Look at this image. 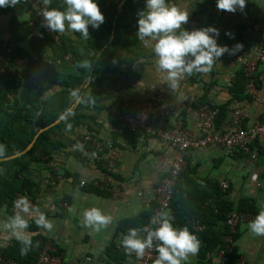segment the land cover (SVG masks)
Wrapping results in <instances>:
<instances>
[{"label": "crops", "instance_id": "0c3cea01", "mask_svg": "<svg viewBox=\"0 0 264 264\" xmlns=\"http://www.w3.org/2000/svg\"><path fill=\"white\" fill-rule=\"evenodd\" d=\"M126 2L109 0V7H116L120 14ZM142 2L134 6L137 10L135 18L132 13L123 22L132 20V26L117 43L114 53H109L112 55L109 57L111 70L94 75L92 89L85 93L78 88L72 91L77 92L74 96L70 93L75 104L68 111L70 113L83 103V107L73 116H80L82 122L54 132L50 138L59 139L62 147L50 156L31 163L24 172V177L33 183V187L20 197L27 196L54 222L53 230L48 232L35 225V216L28 217L30 227L27 232L31 238H39L41 244L49 240L55 242L56 253L63 264H137L125 252L120 241L130 228H144L151 224L150 216L157 206L156 189L169 176L170 163L176 156V150L156 136L130 130L120 117L121 109L160 97L162 104L158 127L189 131L197 136L202 135L200 110L206 105L226 109L214 121L213 129L220 133L248 129L264 119V61L259 63L255 75L257 99L247 93V79L237 62L241 51L255 47L248 40L246 19L264 26V0H246L243 12L238 10L229 16L218 14L217 0H166L168 4L190 13L189 22L183 26L186 30L211 26L220 32L217 39L219 45L232 48L238 43L243 44V49L235 55L225 54L217 61L210 73L188 75L175 90L168 87L166 74L157 70L153 48L146 47L137 38L138 12L145 10L146 6V2ZM0 10V45H4L11 39L12 19L28 28L33 14L21 2L15 7ZM94 31H98V36H92ZM100 31L101 26L99 29L89 26L88 39L102 40L104 37ZM226 33H231L232 37ZM61 35L67 39L68 46L80 53L89 42L79 33L65 32ZM112 40L113 36L109 42ZM254 40V45L264 49V27L255 33ZM18 46L34 59L37 57L30 36L20 40ZM48 56H52L51 49ZM16 63L14 71L19 74L24 75L29 70L28 58L17 59ZM4 72V68H0V74ZM90 82L91 77L87 84ZM95 90L98 92L95 93ZM59 91L61 87L54 86L46 98ZM235 112L239 114L238 124L233 123ZM86 136L93 140L86 145L87 148L91 149L93 142L101 147L102 160L108 156L109 145L117 149L110 174L97 161L83 156ZM251 146L258 153L256 161L246 153L230 157L219 146L190 150L186 155L187 166L180 176L173 198L177 200L181 195L179 199L184 200L181 201L183 204L178 202L171 205L165 215L172 221L175 211L181 216L196 212L195 218L188 220V227L192 232L202 233L193 230L192 220L205 226L203 232L207 229L218 232L225 225L220 221L215 222L214 216L208 212L209 206L215 204L219 195L234 208L242 200H250L260 211V206L264 205V140L257 139ZM103 147H107L106 150H102ZM104 179L109 181L104 188L93 186L95 180ZM83 180L87 182L86 187L80 185ZM224 182L229 184L226 190L222 188ZM115 191H118V195ZM65 202L68 203L67 207L63 205ZM93 207L112 216V223L107 228L95 231L83 226V212ZM14 213L15 210L12 215ZM214 213H218V210L214 209ZM12 215L6 210L0 212V254L11 241L17 240L3 229V223ZM255 217L245 215L236 228L238 233L233 248L238 256L237 264H264V236H256L247 228ZM141 235L146 236V233ZM213 238L217 239V236ZM210 247L208 241L202 242L199 253L190 256L183 264H227L219 255L222 246L216 249Z\"/></svg>", "mask_w": 264, "mask_h": 264}, {"label": "trees", "instance_id": "16d2710c", "mask_svg": "<svg viewBox=\"0 0 264 264\" xmlns=\"http://www.w3.org/2000/svg\"><path fill=\"white\" fill-rule=\"evenodd\" d=\"M142 1L146 2V0H127L121 13L118 14L116 7H109V0H95L105 16V22L101 25L100 31L102 33L100 35L104 38L97 41H93V38L90 40L85 39L86 42H89L81 53L68 46L67 39L60 33L58 34L61 36L62 43L54 48L50 36L44 30L41 29V35L37 39L31 30L30 23L29 27L25 28L24 24L17 22L14 18L12 19L11 39L4 45H0V53H4L7 47L14 46L13 52L7 55L6 63L2 65L5 72L0 74V145L4 146L5 149L4 156L0 158L22 152L41 129L54 123L74 106L75 100L71 99L70 93L75 88L85 93L88 89H92L91 83L94 75L111 70L109 57L112 55L109 53L111 51L114 53L117 43L123 39L125 34H128V28L132 26V20L128 23L123 22L126 20L127 15L132 13L133 18H135L134 13L137 14V10L134 6L136 4L140 5L143 3ZM48 8L63 11L66 5L63 0H55L49 4ZM29 29L32 33L29 32ZM98 31H94L95 33L92 36H98ZM25 36L32 38L35 45V51H33L37 53L35 59L18 46V42ZM112 36L113 40L109 42ZM49 49L52 50V56L46 57ZM67 55H71V62L65 60ZM24 58L29 59V70L22 75L14 69L17 59L22 60ZM85 60L90 61L91 68L81 67L82 62ZM89 77H91V82L87 84ZM25 80H27V83ZM54 86L61 87V91L54 93L50 98H46V94ZM96 90L95 93L98 92ZM83 105V103H80L58 125L41 133L28 153L12 160L0 162V212L6 210L8 214L12 215L15 210L13 202L25 194L26 191H31L33 183L24 177V172L30 167L31 163L41 160L45 156H50L53 151L62 147L63 144L59 139L52 140L50 137L58 130L72 127L74 123L79 125L82 122L81 117L73 116ZM223 111H226V109H219L218 117ZM179 198L173 200L172 205L184 201ZM215 200V204L209 206L208 212L214 216L215 222L220 221L225 224L222 230L215 232L207 229V232L195 233L189 229L201 242L208 241L211 245L210 248L214 249L223 245L224 239L229 233V227L226 223L227 216L231 211L247 216H256L259 213L250 200H242L235 208L223 201L221 195L217 196ZM181 203L183 204V202ZM214 209H217L218 213H214ZM195 215L196 212L181 216L180 213L175 211L172 219L174 227H188V220L195 218ZM146 219L148 220V218ZM237 233L234 235V239H236ZM214 236H217V239H214ZM32 240L34 247L27 255H21V244L18 240L11 241L8 248L2 251L1 254L6 259L15 260L18 264H34L39 258L42 244L39 238L32 237ZM209 252H212V249H209ZM237 260L236 249L232 248L227 264H237Z\"/></svg>", "mask_w": 264, "mask_h": 264}, {"label": "clouds", "instance_id": "9594fccd", "mask_svg": "<svg viewBox=\"0 0 264 264\" xmlns=\"http://www.w3.org/2000/svg\"><path fill=\"white\" fill-rule=\"evenodd\" d=\"M21 0H0V8L15 7ZM45 6L51 0H42ZM65 10L45 7L41 11L43 25L56 33H79L88 39L89 26L93 29L105 22L95 0H63ZM218 10L236 13L243 12L246 0H217ZM190 13L180 7L170 5L166 0H146L145 10L138 12L137 38L146 46L152 47L156 59L154 64L158 71L166 74L168 87L172 90L180 86V81L194 73H210L217 61L225 55H235L243 49V44L232 48L221 46L217 39L220 32L215 27H204L192 31L183 26L189 22ZM226 35L232 37L231 33ZM153 42L154 46H153ZM81 67L91 68L90 61H83ZM5 154L4 146L0 145V157ZM14 215L3 223L7 230L21 244V255H27L34 247L33 240L27 230L30 227L28 217L35 216L38 228L51 232L54 222L34 205L27 196L17 198L14 202ZM258 215L248 225V230L256 236H264V205ZM71 211V209H70ZM112 216L106 215L101 209L93 207L83 212V226L100 231L112 223ZM150 227L130 228L120 241L128 255L135 253L137 259L144 257L146 250H155L158 257L155 264H183L190 256L199 253L202 242L187 226L176 228L166 215L154 217ZM146 233V236L141 235ZM38 246V245H35Z\"/></svg>", "mask_w": 264, "mask_h": 264}, {"label": "built area", "instance_id": "2783aa9c", "mask_svg": "<svg viewBox=\"0 0 264 264\" xmlns=\"http://www.w3.org/2000/svg\"><path fill=\"white\" fill-rule=\"evenodd\" d=\"M55 1V0H51ZM22 4H26L33 14V19L30 23V27L34 32V36L38 39L41 35V29L50 36L53 46H56L61 42V36L47 29L43 25V16L41 11L47 7L43 4L42 0H21ZM218 14L221 16H229L227 11L218 10ZM247 33L249 35L248 40L251 42V46H255L248 51H241L237 57V62L243 68V72L247 79V93L256 98L258 97V88L256 84L255 75L257 73L259 63L264 61V49L261 46L254 45V35L258 33L264 26L257 24L256 22H250L246 19ZM14 46L11 45L6 48L4 53H0V68H3V64L6 63L7 55L13 52ZM65 60L71 62V55H67ZM59 63V60H58ZM77 92H72L74 96ZM161 104L162 99L156 97L151 101H139L134 107H124L120 110V117L122 121L129 127L130 130L137 131L140 133H146L148 135L156 136L164 141L170 143L176 150V156L170 163L169 176L159 184L156 189L157 206L152 212L150 221V228L153 230L157 225L152 224L154 217L165 215L167 211L171 209L173 198L176 194V187L179 182L180 176L187 166L186 155L190 150L204 149L209 146H219L224 149L226 155L233 157L237 153H246L251 160L256 161L258 153L253 149L251 143L257 139L264 140V119L263 121L251 126L248 129L241 130H230L226 133H220L214 131V121L219 113V109L211 107L209 105L203 106L200 110V116L202 119V135L197 136L189 131H181L179 129L160 128L158 127L160 115H161ZM239 114L234 113L233 123H239ZM92 142L90 136L84 138L83 156L86 159L97 161L103 170L110 174L114 167V161L117 157V149L112 145L107 148L108 156L106 159L101 158V147L97 143L91 146V149L87 148L86 145ZM103 147L102 150H106ZM109 184L107 179L95 180L93 186L97 189H102ZM82 187L87 186L86 181H81ZM224 190L229 188V184L224 182L222 184ZM111 191V190H110ZM118 195V191H115ZM65 207L68 203L63 204ZM242 215L236 211H231L227 216V225L229 227V233L224 239L222 248L219 251L220 258L223 262L229 261V253L231 252L235 239L236 228L241 222ZM191 225L194 231L203 232L205 226L201 225L199 221L192 220ZM155 243L152 250H146L143 258L137 259L135 253L129 255L134 258L137 264H154L158 257V252L155 250ZM57 246L52 240L42 242V247L38 260L34 264H63L61 258L56 253ZM90 261L91 259L88 258ZM0 264H18L13 259H6L0 254Z\"/></svg>", "mask_w": 264, "mask_h": 264}, {"label": "water", "instance_id": "95a60500", "mask_svg": "<svg viewBox=\"0 0 264 264\" xmlns=\"http://www.w3.org/2000/svg\"><path fill=\"white\" fill-rule=\"evenodd\" d=\"M69 113V111L68 112H66L63 116H61L58 120H56L54 123H52V124H50L49 126H47V127H45V128H43V129H41L37 134H36V136L34 137V139H33V141L22 151V152H20V153H18V154H15V155H12V156H9V157H4V158H0V162H5V161H8V160H12V159H15V158H17V157H20V156H23V155H25L26 153H28L32 148H33V146H34V144H35V142H36V140H37V138L39 137V135L41 134V133H43V132H45V131H47V130H49L50 128H52V127H54V126H56V125H58L65 117H66V115Z\"/></svg>", "mask_w": 264, "mask_h": 264}]
</instances>
